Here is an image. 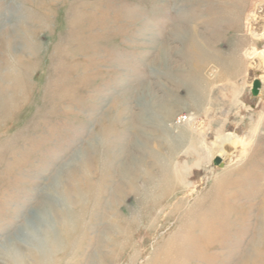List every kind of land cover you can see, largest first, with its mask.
<instances>
[{"label": "rangeland", "instance_id": "374dc122", "mask_svg": "<svg viewBox=\"0 0 264 264\" xmlns=\"http://www.w3.org/2000/svg\"><path fill=\"white\" fill-rule=\"evenodd\" d=\"M0 264H264V0H0Z\"/></svg>", "mask_w": 264, "mask_h": 264}, {"label": "bare ground", "instance_id": "6f19581e", "mask_svg": "<svg viewBox=\"0 0 264 264\" xmlns=\"http://www.w3.org/2000/svg\"><path fill=\"white\" fill-rule=\"evenodd\" d=\"M260 70V69H259ZM43 213V212H42ZM48 214H44V217L43 216H41V218H40V221H38V226H36L37 228H34V227H29V231H27L28 233H27V238H28V240H32V241H34V240H37L36 238L37 237H39L38 236V232H39V228H40V224H44V223H48ZM62 219H64L63 220V223H64V227H66L67 225H66V223H68L67 221H66V219L65 218H62ZM50 227V226H49ZM41 231L43 232V230H42V228H41ZM47 233V232H46ZM35 234H36V236H35ZM47 238H49V237H47ZM38 241V240H37ZM54 242L56 241V239H54L53 240ZM39 243H44L43 242V240L42 241H40Z\"/></svg>", "mask_w": 264, "mask_h": 264}]
</instances>
